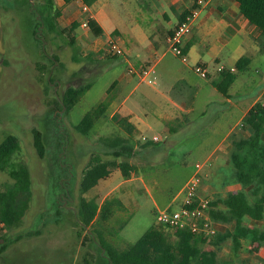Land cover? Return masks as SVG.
Masks as SVG:
<instances>
[{
  "label": "rangeland",
  "instance_id": "rangeland-1",
  "mask_svg": "<svg viewBox=\"0 0 264 264\" xmlns=\"http://www.w3.org/2000/svg\"><path fill=\"white\" fill-rule=\"evenodd\" d=\"M26 3L27 0H0V145L10 135L19 139L20 150L12 161L29 167L33 199L29 208L20 211L15 227L7 228L0 223V239L24 236L7 250L0 264H106L90 237L75 223L74 215L58 208L63 203L68 210H77L82 196L99 206L112 202L108 220L101 225L97 220L94 228L101 229L115 247L124 249L136 243L152 226L163 229L173 242L176 230L157 224V212L179 207L184 198L182 191L197 172L198 164L203 167L199 194L219 201L218 209L226 210L223 201L236 190L229 158L218 173H213L205 160L264 89V48L246 71L237 74L231 98L240 106L233 109L211 82L187 67L188 60L184 62L169 49L168 43L160 46L155 54L143 45L137 46L135 41L140 36L135 37L131 27L128 33L127 24L131 18L141 20L138 4L109 1L108 10L115 9L112 12L117 17L112 20L121 37L116 33L96 37L88 27L81 26L72 33L43 37V49L34 39ZM56 4L64 11L59 21L61 30L69 28L74 21L84 22L86 14L76 3L64 5L62 0H56ZM151 4L142 7L140 12L145 16L142 22L154 24L156 17L150 13ZM159 20V24L165 23L162 17ZM112 44L123 54L113 51ZM143 67L147 71L155 70L148 79L155 76L158 87L138 85L135 72ZM168 68L179 74L189 69L192 86L187 91L196 94L192 111L176 109L172 120H167L159 119L160 111L151 107L147 118L156 124H152V129L143 130V134L130 137L117 121L120 116L110 118L114 108L132 92V101L142 100L147 94L169 105L165 96L174 98V92L168 86L169 81L173 82ZM89 83L90 89L72 109H60L58 101L68 87ZM180 85L176 84L175 93H183V89L177 90ZM108 92L114 102L112 106L87 136L79 133L80 121L106 99ZM34 129L42 131L45 137L47 152L43 158L33 143ZM238 129L245 131L241 125ZM155 136L159 137L158 141L153 140ZM117 137L129 138L135 146L132 157L124 155L117 160L124 161L131 174L126 177L120 168H110L101 174L95 188L82 194L81 181L89 162L94 156L113 159L106 154L109 149L104 147V141ZM59 182L64 184L63 189L57 187ZM0 183L6 187L14 181L7 172L0 171ZM55 197L57 203H54ZM249 199L252 201L250 194ZM250 223L264 229V221ZM28 232L39 234L28 237ZM78 232H82L81 237ZM256 248L257 244L243 240L241 249L236 250L231 240L226 241L217 248L219 262L264 264V245L259 251Z\"/></svg>",
  "mask_w": 264,
  "mask_h": 264
},
{
  "label": "trees",
  "instance_id": "trees-1",
  "mask_svg": "<svg viewBox=\"0 0 264 264\" xmlns=\"http://www.w3.org/2000/svg\"><path fill=\"white\" fill-rule=\"evenodd\" d=\"M81 1L87 7H91L98 0ZM237 2L242 14L264 32V0H237ZM26 4L30 8L29 22L34 39L43 46V49L45 47L43 37L72 33L80 26L79 22L74 21L69 28L60 29L59 21L62 11L57 6L56 0H37L34 6L27 0ZM87 25L94 36L99 37L104 34L103 28L92 17H87ZM41 26L43 28L40 32ZM73 42L72 38L71 43L73 44ZM188 47L186 46L185 51L188 50ZM250 62L251 60L247 57L240 59L236 65L237 69L244 71ZM222 76V81L215 86L221 94L227 97L237 76L230 69L222 71ZM50 82H53L52 78H50ZM90 87V83L80 87H68L62 95L61 101H58L60 109L65 108L67 111L72 109ZM111 101L112 98L108 92L103 102L86 113L78 124L77 131L87 136L95 122L106 113ZM117 118L115 117V120ZM117 121L125 127L128 135L133 137L134 126L126 118H120ZM244 127L250 128L251 133L248 136L232 139L233 152L230 157L233 168L232 179L235 183L240 184L242 189L228 194V197L223 201L226 207L224 211L218 209L219 201L211 203V215L225 223L234 222L236 225L234 231L228 230L224 234L207 238L189 231L176 230L175 240L171 242L163 229L152 226L136 243L121 249L109 243L101 229L94 228L97 220L100 225L103 221L108 220L112 202L107 201L99 206L97 202L82 196L77 210L70 211L63 203H60L58 208L74 215L75 223L86 237H90L100 252V259L106 264H220L217 248H220L229 239H232L236 250L241 249L243 240H250L253 245L257 244L256 250L259 251L264 245V230L246 226L243 221L246 217L254 221L264 219V100L257 103L246 115ZM58 132L60 133V131ZM33 143L38 155L43 158L47 148L44 134L39 129L33 130ZM153 144L158 145V143ZM104 147L109 149L106 154L112 155L113 159L105 160L101 156H94L91 159L81 181L82 194L95 188L101 179V174L110 168H120L126 177L131 174L125 168L124 161L118 163L117 160L124 155L132 157L135 154V146L132 141L129 138H112L104 141ZM19 150L20 141L13 135L8 136L0 145V171L7 172L14 181L13 184L6 187L0 183V223L7 228L16 226L20 211L24 207L29 208L33 199L32 176L29 167L12 161ZM60 166L62 167V165ZM57 187L63 189L64 184L59 182ZM249 194L252 196V201L249 199ZM115 202L119 203V201ZM54 203H57L56 197ZM60 212L58 210V214ZM56 222L58 223L59 220L56 219ZM34 234H39V232H28L26 236L31 237ZM78 236L81 237L82 232H78ZM23 237L17 235L15 238H1L0 259L12 245L20 242Z\"/></svg>",
  "mask_w": 264,
  "mask_h": 264
},
{
  "label": "crops",
  "instance_id": "crops-1",
  "mask_svg": "<svg viewBox=\"0 0 264 264\" xmlns=\"http://www.w3.org/2000/svg\"><path fill=\"white\" fill-rule=\"evenodd\" d=\"M109 1L110 0H98L87 9L84 8V4L81 1L62 0V3L64 5L76 3L81 8V11L86 14L84 22L80 23L79 27H84L83 24L87 22V17L89 16L99 23V25L103 28L105 35L110 36L116 33L119 37H121V31L112 20L117 17L116 12H112L115 11V9L111 8L112 11L108 10ZM196 1L197 0H125V2L129 4H138V13L142 16L140 21L137 17L134 19L131 18L129 20L130 24H127V32L129 33L131 27V29L134 31L135 37L140 36V39H136L135 41L137 46L140 47V45H143L147 51L155 54L157 53L160 46H162L164 43H167L168 36L182 21L184 15L189 13V11L195 7ZM150 3L152 4L149 7L151 12H149L151 15L156 17L154 24L152 21L150 23H146V21L142 22L144 20L143 17L145 16L140 12L142 7H147ZM59 9L62 11L63 17L64 11L61 8ZM161 17L165 21L164 24H159V19ZM110 29L112 30L110 31ZM263 38L264 32L252 24L242 14L237 0H210L208 4L201 9L199 16L193 23L191 33L185 40V48L186 46H189L188 50L185 51L189 61L187 67L194 72H196L195 68L197 66L203 67L207 71L206 79L215 86L223 79L220 68H223V71L226 69H230L232 71L233 69L232 72L237 76L239 70L237 69L236 65L240 59L247 57L251 60L249 66L253 64V62L256 61V59L263 52ZM168 69L173 75V82H168V86L172 90V93H175L177 83L182 84V86L180 85L177 90L183 89L182 94L173 93L174 98L165 96L169 102V105H164L159 101L158 98L150 97L147 94H144L142 100L132 101L131 98L134 95L132 92L130 95L117 103V106L114 108L110 118H113L114 116L126 118L128 122L134 126V134H143V130L147 128L152 129V124H156L147 118L149 114L147 110H150L151 107H154L155 111H160L159 119L172 120L176 109L182 112H191L196 94L195 91L192 93V95L187 91V87L192 86L189 69L188 71H182L180 74L175 69ZM246 69L244 71H246ZM145 72L148 73L147 80L144 79ZM135 74L139 78L138 85L141 83H146L149 86L155 88L158 87L159 84L157 81L155 84L148 82V76H150V74H155V70L153 68L147 71L146 68L143 67L141 71H137ZM128 81H130V79ZM237 81L238 76L229 90V96L226 97L222 94L224 98H226L227 101L232 104L233 109L239 108L240 106L239 103H234L231 98L233 96L231 91ZM215 89L217 90L216 86ZM263 100L264 89L262 90L261 94L257 96V98H255L249 104L247 109L241 114L234 126L229 130L225 140L222 141L218 148L213 153H211L208 158H206L205 162L208 163L207 165H209L207 167H212L211 171L213 173L222 171V165L225 160H228V158L229 164L231 165L230 157L233 152L232 139L235 137L239 138L248 136L251 133L250 128L244 127L243 121L249 111L257 103L262 102ZM113 103L114 102L111 103V106ZM239 125L243 126L245 130L244 132H242L240 129L237 130ZM231 136H233L232 139H230ZM223 157H225L224 160ZM241 189L242 186L236 183V190L232 192H237ZM211 200L214 201V199ZM216 221L218 234H224L228 230H235L236 225L234 222L225 223L217 219ZM251 221L254 220L246 217L243 221V224L246 226H253L262 229L261 225L251 224ZM263 221L264 219L262 221L254 222ZM229 240L232 241V239Z\"/></svg>",
  "mask_w": 264,
  "mask_h": 264
},
{
  "label": "built area",
  "instance_id": "built-area-1",
  "mask_svg": "<svg viewBox=\"0 0 264 264\" xmlns=\"http://www.w3.org/2000/svg\"><path fill=\"white\" fill-rule=\"evenodd\" d=\"M209 1L210 0H197L195 7L186 14L185 18L167 38L169 49L172 50L176 56L181 57L184 62L188 60L185 53V40L191 33L193 23L199 16L201 9L206 6ZM84 8L87 9L88 7L84 5ZM83 25L84 27H88L87 22ZM111 49L117 54H123V51L115 44L111 45ZM195 70L202 77L207 78V71L203 67L197 66ZM220 71H223V68H220ZM147 75L148 73L145 72V80H147ZM148 82L155 84L156 77L148 79ZM153 140L158 141L159 137L155 136ZM202 168L200 164L197 165V172L182 191L184 198L178 208H166L157 212V224L168 229L189 231L195 235H204L205 237H214L218 234L216 226L217 221L211 215L212 200L209 197H202L199 194L202 182L200 171Z\"/></svg>",
  "mask_w": 264,
  "mask_h": 264
},
{
  "label": "water",
  "instance_id": "water-1",
  "mask_svg": "<svg viewBox=\"0 0 264 264\" xmlns=\"http://www.w3.org/2000/svg\"><path fill=\"white\" fill-rule=\"evenodd\" d=\"M30 2H31V5H32V6H34V3H33V1H32V0H30ZM38 19H40V16H38ZM42 28H43V26H41V27H40V32L42 31Z\"/></svg>",
  "mask_w": 264,
  "mask_h": 264
}]
</instances>
